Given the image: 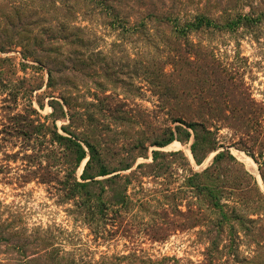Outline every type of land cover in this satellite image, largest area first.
<instances>
[{
    "label": "rangeland",
    "instance_id": "374dc122",
    "mask_svg": "<svg viewBox=\"0 0 264 264\" xmlns=\"http://www.w3.org/2000/svg\"><path fill=\"white\" fill-rule=\"evenodd\" d=\"M220 1L188 0L187 7ZM180 5L181 0H0V201L6 206L1 215L12 212L29 228L61 227L71 243L96 258L133 251L149 264H264V215H250L258 221L246 235L235 227L229 242L224 230L201 216L196 189L186 185L227 148L240 163L221 164V173L230 178V199L255 198L253 178L264 192L259 164L245 150L253 143L231 127L226 106L231 97L221 101L202 90L197 66L203 55L175 37L167 21L146 19ZM113 14L122 17L124 27ZM190 40L211 46L212 57L264 107V28L258 41L221 31L193 33ZM201 101L224 110L212 114L217 147L199 150L200 164L190 149L192 134L185 139L177 132L168 144H154L178 124L171 119L192 118L175 108L194 109ZM17 116L48 125L55 120L59 133L65 134L64 125L96 146L110 173L95 176L100 182L95 188L104 187V198L116 192L128 201L101 218L102 237L94 238V225L81 222L63 184L73 171L80 180L88 156L73 170L66 150L50 143L48 135L26 139L17 133ZM259 126L264 131V113ZM257 137L255 153L264 142L262 133ZM6 244L0 243V260L21 257Z\"/></svg>",
    "mask_w": 264,
    "mask_h": 264
},
{
    "label": "trees",
    "instance_id": "16d2710c",
    "mask_svg": "<svg viewBox=\"0 0 264 264\" xmlns=\"http://www.w3.org/2000/svg\"><path fill=\"white\" fill-rule=\"evenodd\" d=\"M187 1L181 0V5L177 10L167 9L159 15L149 14L146 19L153 17L160 21H167L171 25V32L175 37L183 39L185 43L191 42L193 52H197V54L199 52V55H203L205 59L197 66L202 90L221 98V101L226 100V97L227 99L231 97L228 100L231 104L226 105L231 112L229 118L233 120L231 127L241 131L243 136L240 139L246 138L253 143L248 147L245 146V150L258 162L264 188V142L259 145L256 153L253 150L256 147L254 142L258 140L257 136L262 133L264 137V131L259 126L264 107L251 96L250 92L244 87V83L235 81L237 78L234 72L228 71L212 57L211 46L208 47L201 42L195 44L190 40L193 33L206 32L212 34L215 31H221L237 37L250 35L253 40L258 41L264 28V0H221L215 6L207 5L195 8L187 7ZM244 8L247 10L244 11ZM113 20L118 22L120 26H125V21H122V17L118 14H113ZM137 26V24L134 25V29ZM48 78V81H50V71H48ZM220 104H223V102ZM175 109H178L184 115L192 116V118L186 119L184 116L178 115V117L171 119L173 123L178 124L174 125L173 128H166L162 139L154 141V144L158 146L168 144L175 139L177 132H182L185 139H188L192 134L193 141L190 149L194 160L197 164H200L204 157H199L198 151L205 148L210 151L217 147L214 131L211 129H215V119L212 114L221 113L224 107L214 106L208 101H201L194 109L183 104ZM213 116L216 117V115ZM54 121L52 120L51 125H48L27 116H19L15 118L13 124L17 133L26 139L48 135L50 143H57L66 150L63 155L69 162L73 163V170L88 156L79 176L80 180L74 175L73 171L68 174L63 184L67 189V198L74 200V206L80 215L81 222L89 227L91 224L94 225L91 226V233L94 238L102 237L105 230L103 227L99 229V221L105 217L108 210L116 212V208L126 206L128 203L127 198L125 195H119L116 192L104 198L105 189L102 185L95 188V183L99 184L100 182L94 178L98 175H106L110 171L101 161L98 149L88 139H78L64 125L60 128L65 134L59 133ZM253 133L256 135L253 136ZM240 144L244 146L242 142ZM153 154L156 156L157 151H153ZM222 162L240 164L229 150L224 148L213 156V162L209 166L189 176L186 185L196 189V195L203 206L199 207L201 216L204 219L208 216L207 223L218 231L224 230L226 238L230 242L233 241L235 236V227L238 226L246 235L250 230L249 225L258 221L251 218L250 215L256 214L259 219L263 218L264 192L260 191L253 178V183L256 186L255 198L243 200L241 197H235V199H230L229 194L232 186L230 185V178L224 176L220 171ZM96 167L97 171L90 172ZM0 168H3L2 165H0ZM247 175L250 178V175ZM225 200L230 201L231 204ZM5 209L6 206L0 201V211ZM243 211L247 214H243ZM71 241L68 232L61 227L43 228L38 226L29 228L14 213L10 212L4 216L0 213V243L7 242L6 247L9 246L21 256L10 260H0V264L151 263L149 258L139 257L133 251L125 254H108L104 252L96 258L75 245V243H71ZM211 243L213 244V241ZM233 258H235V255ZM249 261L254 262L255 258H251ZM157 264L163 263L158 261Z\"/></svg>",
    "mask_w": 264,
    "mask_h": 264
},
{
    "label": "bare ground",
    "instance_id": "6f19581e",
    "mask_svg": "<svg viewBox=\"0 0 264 264\" xmlns=\"http://www.w3.org/2000/svg\"><path fill=\"white\" fill-rule=\"evenodd\" d=\"M171 144H173V146L177 147L179 146V143L177 141H173ZM236 155L243 160L247 165H251L253 164L252 160L250 157H248L247 155L243 154L241 151L238 150H233Z\"/></svg>",
    "mask_w": 264,
    "mask_h": 264
}]
</instances>
